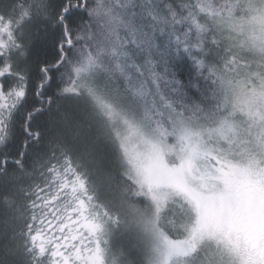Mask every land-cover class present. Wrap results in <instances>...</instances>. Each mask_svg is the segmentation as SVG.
Instances as JSON below:
<instances>
[{"label":"snow or ice","instance_id":"1","mask_svg":"<svg viewBox=\"0 0 264 264\" xmlns=\"http://www.w3.org/2000/svg\"><path fill=\"white\" fill-rule=\"evenodd\" d=\"M110 224L264 264V0H0V264H108Z\"/></svg>","mask_w":264,"mask_h":264},{"label":"trees","instance_id":"2","mask_svg":"<svg viewBox=\"0 0 264 264\" xmlns=\"http://www.w3.org/2000/svg\"><path fill=\"white\" fill-rule=\"evenodd\" d=\"M30 103L34 104L35 101L30 99ZM22 123H23V113L21 112L16 117V122H15V144H16V147L13 149L12 155H15L18 153L19 145L22 143V141L25 137V133L21 130ZM48 124H49V120H48L46 114L37 113L36 116L34 117L33 125L35 127L40 128V129H47ZM50 135H51V133L46 131L43 133L42 139L47 140ZM101 199H104V197L101 196Z\"/></svg>","mask_w":264,"mask_h":264},{"label":"rangeland","instance_id":"3","mask_svg":"<svg viewBox=\"0 0 264 264\" xmlns=\"http://www.w3.org/2000/svg\"><path fill=\"white\" fill-rule=\"evenodd\" d=\"M109 235L107 237L109 243L105 251V258L108 264H120L119 257L115 254V247L120 242L122 228L117 225H108Z\"/></svg>","mask_w":264,"mask_h":264},{"label":"flooded vegetation","instance_id":"4","mask_svg":"<svg viewBox=\"0 0 264 264\" xmlns=\"http://www.w3.org/2000/svg\"><path fill=\"white\" fill-rule=\"evenodd\" d=\"M249 227H250V223H249V225H248Z\"/></svg>","mask_w":264,"mask_h":264}]
</instances>
